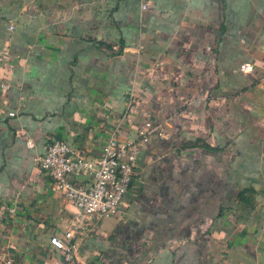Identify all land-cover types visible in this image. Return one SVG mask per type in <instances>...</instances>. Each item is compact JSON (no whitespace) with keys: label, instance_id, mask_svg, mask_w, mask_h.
<instances>
[{"label":"crops","instance_id":"crops-1","mask_svg":"<svg viewBox=\"0 0 264 264\" xmlns=\"http://www.w3.org/2000/svg\"><path fill=\"white\" fill-rule=\"evenodd\" d=\"M0 53L16 209L0 244L17 263L55 256L74 213L36 163L48 137L95 156L119 123L134 140L150 122L166 136L75 264H264V0H0Z\"/></svg>","mask_w":264,"mask_h":264},{"label":"built area","instance_id":"built-area-1","mask_svg":"<svg viewBox=\"0 0 264 264\" xmlns=\"http://www.w3.org/2000/svg\"><path fill=\"white\" fill-rule=\"evenodd\" d=\"M251 68L249 64L241 66L244 71ZM126 118L127 112L123 120ZM119 126L120 123L102 144L98 155L91 156L83 149L49 136L44 153L36 158L39 168L57 186L74 212L66 228L50 236L49 243L55 256L42 264H75L79 261L82 245L93 235L97 220L116 214L128 194L138 174L137 158L140 150L152 134L166 136L162 125L146 122L144 128L137 131L136 139H119ZM76 176H83L84 180L77 181ZM15 211L14 206L0 203V224L12 217ZM0 264H19L1 244Z\"/></svg>","mask_w":264,"mask_h":264}]
</instances>
